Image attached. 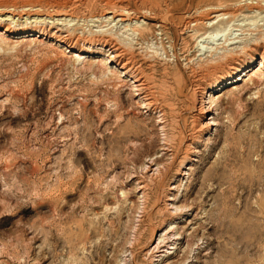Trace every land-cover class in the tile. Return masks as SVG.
<instances>
[{
  "label": "rangeland",
  "instance_id": "obj_1",
  "mask_svg": "<svg viewBox=\"0 0 264 264\" xmlns=\"http://www.w3.org/2000/svg\"><path fill=\"white\" fill-rule=\"evenodd\" d=\"M122 1L143 21L136 28L166 26L168 40L154 43L159 53L170 52L173 42L192 59L202 33L180 31L189 16L210 18L209 9L221 6L237 12L227 38L264 25V0ZM105 2L80 10L70 24L77 34L112 27L98 18ZM152 10L160 14L156 21ZM74 56L49 39L0 35V264H264V78L253 85L242 76L214 95L208 121L218 125L194 146L192 161L172 168L168 199L163 193L160 207L144 214V186L152 184L158 160L170 161L164 123L141 109L129 85L117 88L125 101L120 115L129 112L146 136L112 167L103 138L122 119L112 116L118 96L102 73L115 66L97 63L98 55L80 62ZM180 70L188 79L183 62ZM172 120L164 129L174 139L184 125Z\"/></svg>",
  "mask_w": 264,
  "mask_h": 264
},
{
  "label": "bare ground",
  "instance_id": "obj_2",
  "mask_svg": "<svg viewBox=\"0 0 264 264\" xmlns=\"http://www.w3.org/2000/svg\"><path fill=\"white\" fill-rule=\"evenodd\" d=\"M91 1L0 0V30L2 31L0 35L49 39L55 46H59L62 52L74 53L77 62L86 60L82 58L83 56L90 58L98 55L103 60L97 63L115 66L107 67L102 73L105 78L114 83H112V90L114 89L118 96L115 104L119 112L116 110L112 116L122 119L114 129L109 130V136L103 138L104 141H108V159L112 167L119 168L122 157L132 149L129 145L139 140L141 134L146 132L144 127L130 120L129 112H124L127 118L122 117V113L120 115L121 110L125 109V101L121 99V91L117 88H126L129 85L134 96L139 98L141 109L160 115L164 126L170 119H173L172 121L177 119V126L181 123L184 125L182 128L177 127L178 132L174 139L163 126L162 132H165L166 138L163 141L168 154L170 152V161L162 165L158 160L156 162L158 170L151 178L152 184L144 186V190L149 192H147L149 195H146V192L143 193L142 198L141 210L145 214L152 207L159 208L161 195L171 192L168 176L176 163L181 168L188 161H192L191 155L197 153L194 146L201 143L204 135L211 132L212 124L218 125L216 118L208 121V116L213 113L212 107L216 103L214 95L227 87L229 83L238 82L240 79L243 81L244 77L248 78L253 85H258V79L264 78V25L260 26L255 22L254 26H257L252 34L241 33L242 35L238 38V35H234L235 38L230 35L228 39L231 27L237 22L239 15L235 11H228L226 6L209 9L212 11L210 18L194 19L190 16L184 18L185 20L181 23L183 29H180L183 34L192 28L196 33H202L196 46L199 54L195 57L197 59H192L185 47L182 48L181 57L173 42L170 52L162 47L159 53L158 48H155V40H162L163 37L168 40L170 35L168 36V31L166 32V26L159 24L154 29L150 26L142 30L136 28L134 25L143 21L130 11V5L122 0L115 2L106 0L102 6L101 15L98 18L110 23L112 25L110 29L99 30L101 27H98V31L77 34L76 29L72 28L74 24H70L72 20L79 18L80 10L86 8ZM158 2V0H146L143 4L158 6ZM157 13L156 10L150 11L151 20L159 19L160 14ZM102 21L97 19L93 22L100 24ZM173 22L175 23L174 20ZM224 25H226L224 29H221ZM216 26L218 27L214 29ZM209 29L213 31L210 32ZM159 36L162 38H158ZM258 59L261 61L260 68L252 75L251 71L246 74L247 69ZM182 62L188 70V79L180 70ZM156 73H160L161 81L157 82L154 78ZM207 97L211 100L209 106H206L207 102H205ZM185 111H196V114L186 120L187 117L182 116ZM33 140L31 141L35 142L39 139L33 138ZM146 158H150V155ZM142 167L147 168L145 164ZM179 174L183 175V172L180 170ZM120 191L124 196L126 195L124 190ZM167 194L164 195L165 199L169 197ZM152 227L151 239L157 235L158 231V228Z\"/></svg>",
  "mask_w": 264,
  "mask_h": 264
}]
</instances>
